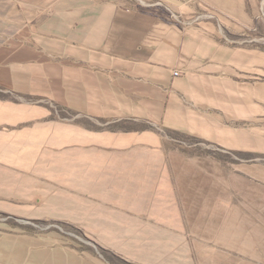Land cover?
Masks as SVG:
<instances>
[{
    "label": "crops",
    "instance_id": "0c3cea01",
    "mask_svg": "<svg viewBox=\"0 0 264 264\" xmlns=\"http://www.w3.org/2000/svg\"><path fill=\"white\" fill-rule=\"evenodd\" d=\"M150 1L75 0L60 49L49 38L0 45V87L10 94L0 95V212L20 218L0 221V264H100L89 250L34 232L32 221L172 225L169 173L147 167L162 155L159 131L65 122L29 99L114 126H169L165 103L183 77L173 74L181 73L176 42L164 36L178 29L157 7L125 5Z\"/></svg>",
    "mask_w": 264,
    "mask_h": 264
},
{
    "label": "rangeland",
    "instance_id": "374dc122",
    "mask_svg": "<svg viewBox=\"0 0 264 264\" xmlns=\"http://www.w3.org/2000/svg\"><path fill=\"white\" fill-rule=\"evenodd\" d=\"M74 1L0 0V45L37 38L46 43L49 38L60 49L62 17L69 14L72 22ZM125 5L135 10L157 7L178 29L164 36L176 42L183 77L172 88L177 98L171 95L165 103L169 126H114L44 98L29 99L47 107L50 118L65 122L159 131L166 140L159 147L162 155L147 167L169 173L172 225L23 224L91 251L100 264H264V0ZM0 95L10 96L1 87ZM14 219L20 221L0 212L1 222Z\"/></svg>",
    "mask_w": 264,
    "mask_h": 264
},
{
    "label": "built area",
    "instance_id": "2783aa9c",
    "mask_svg": "<svg viewBox=\"0 0 264 264\" xmlns=\"http://www.w3.org/2000/svg\"><path fill=\"white\" fill-rule=\"evenodd\" d=\"M173 74H174L175 76H177V75H179V72H178L177 70H174V71H173Z\"/></svg>",
    "mask_w": 264,
    "mask_h": 264
}]
</instances>
